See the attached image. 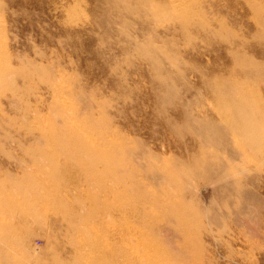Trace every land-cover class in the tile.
I'll return each mask as SVG.
<instances>
[{"label":"rangeland","instance_id":"374dc122","mask_svg":"<svg viewBox=\"0 0 264 264\" xmlns=\"http://www.w3.org/2000/svg\"><path fill=\"white\" fill-rule=\"evenodd\" d=\"M0 264H264V0H0Z\"/></svg>","mask_w":264,"mask_h":264}]
</instances>
